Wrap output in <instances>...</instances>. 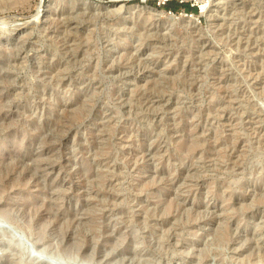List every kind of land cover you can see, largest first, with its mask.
<instances>
[{
	"label": "rangeland",
	"instance_id": "obj_1",
	"mask_svg": "<svg viewBox=\"0 0 264 264\" xmlns=\"http://www.w3.org/2000/svg\"><path fill=\"white\" fill-rule=\"evenodd\" d=\"M95 1L0 0V264H264V0Z\"/></svg>",
	"mask_w": 264,
	"mask_h": 264
},
{
	"label": "bare ground",
	"instance_id": "obj_2",
	"mask_svg": "<svg viewBox=\"0 0 264 264\" xmlns=\"http://www.w3.org/2000/svg\"><path fill=\"white\" fill-rule=\"evenodd\" d=\"M198 2H199V4L202 5L203 9L206 10L207 14L209 13L208 11H210V10L213 11L214 10V6L216 4L215 3L216 2L215 0L214 1H212V0H203V1L202 0H199ZM40 15L41 16L44 15V13H43V11L41 9L39 10V15L38 16H40Z\"/></svg>",
	"mask_w": 264,
	"mask_h": 264
},
{
	"label": "built area",
	"instance_id": "obj_3",
	"mask_svg": "<svg viewBox=\"0 0 264 264\" xmlns=\"http://www.w3.org/2000/svg\"><path fill=\"white\" fill-rule=\"evenodd\" d=\"M197 5H198V8H199V12H200L201 14L204 13V12H206V10L203 9L202 5L199 4V2H197ZM199 15H200V14H199ZM199 20H200V19H199Z\"/></svg>",
	"mask_w": 264,
	"mask_h": 264
},
{
	"label": "trees",
	"instance_id": "obj_4",
	"mask_svg": "<svg viewBox=\"0 0 264 264\" xmlns=\"http://www.w3.org/2000/svg\"><path fill=\"white\" fill-rule=\"evenodd\" d=\"M169 6L175 8L176 5H173L172 3H168Z\"/></svg>",
	"mask_w": 264,
	"mask_h": 264
},
{
	"label": "water",
	"instance_id": "obj_5",
	"mask_svg": "<svg viewBox=\"0 0 264 264\" xmlns=\"http://www.w3.org/2000/svg\"><path fill=\"white\" fill-rule=\"evenodd\" d=\"M88 1H90L92 4H95L96 3L95 0H88Z\"/></svg>",
	"mask_w": 264,
	"mask_h": 264
}]
</instances>
